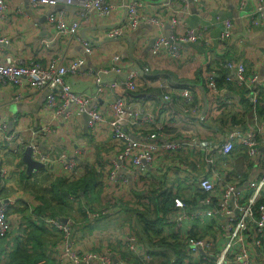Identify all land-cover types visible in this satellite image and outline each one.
<instances>
[{
	"label": "built area",
	"instance_id": "obj_1",
	"mask_svg": "<svg viewBox=\"0 0 264 264\" xmlns=\"http://www.w3.org/2000/svg\"><path fill=\"white\" fill-rule=\"evenodd\" d=\"M18 1H25L30 13L44 15L46 31L52 38L37 45L33 59L23 60L2 53V46L8 42L0 36V90L11 88L14 103L26 101L32 91H46L43 111L50 119L42 121L39 129L28 128L22 132L18 129L20 116L13 120L15 127L0 118V179L6 184L13 173L24 171V165L20 164L21 155L25 148L30 147L31 159L43 165L44 175L66 159V179L75 180L81 174L79 166L75 167L77 162L73 158L54 157L49 151L41 150L37 146V138L47 137L60 118L68 124L84 117L91 135L106 133L117 148L107 162V168L98 164L90 166L98 174L106 172L112 188L108 191L113 199L120 197L121 188L128 186V182L131 183V191H149L147 185L157 190L160 185L169 188L173 210L170 217L160 213V220L154 227L163 236H180L184 263L264 264V203L260 202L264 199V154L259 164L253 162L260 149L264 150V119L261 124L256 119L258 103L264 97V75L248 74L245 66L238 63L235 80L225 78L227 83L233 81L245 89V99L251 105L254 120L243 132L228 130L224 140L219 142L202 141L186 135V126L193 121H203L201 107L195 100L197 92L169 81L180 71L183 52L188 45L216 43L224 48L232 37L234 21L217 17L216 22L223 29L214 41L204 36L200 28L186 24L187 9L192 0H160L157 6L148 4L146 0ZM176 2L180 5L178 9L174 6ZM245 3L241 1L238 8L243 9ZM11 5L9 0H0V32L8 21V14L25 19L29 17L22 6ZM68 7H74L75 12L69 13ZM150 8L158 10L151 12ZM161 11H166L165 18L159 15ZM248 18V23L243 25L246 32L252 27L264 26L262 0H257ZM90 20L100 22L98 24L103 28L100 36L108 41L131 37L142 26L153 27L158 32L150 43L149 51L153 67H161L156 68L162 73L157 79L160 110L152 100L129 102L130 94L141 93L137 79L150 75V67L142 65L137 70L128 67L125 52L112 53L110 59L96 70L88 68L82 72L86 59L94 53V46L91 39H82L78 32L81 25ZM166 25L169 31L164 34L162 30ZM69 41L80 43L81 55L71 57L67 51H61L60 44L66 47ZM80 75L91 79L93 94L79 93L68 83V78ZM110 75L113 79L105 80ZM201 75L202 83L217 105L231 107L232 100L216 80L211 75ZM236 149H242L252 165H259L261 173L249 179L242 172L234 173L237 176L235 181L221 177L215 168L214 156L226 157ZM2 153L13 156L14 162L8 163ZM36 171L39 170L32 173ZM182 173L186 174L184 180L180 178ZM48 176L51 175L46 176L49 179ZM32 178H35V173ZM239 181L242 183L240 186L237 185ZM181 184L189 185L199 193L198 196L182 198L177 191ZM15 204H25V200L17 197L0 202V239L13 235L12 232L18 233L17 226L9 218V211ZM105 209L106 212H96L85 208L84 213L93 221L108 214L109 207ZM30 211L34 222L29 220L28 227L41 225L61 235V249L55 254L59 264H133L122 259L115 262L105 254L83 253L72 240V221ZM199 225L204 228L201 234L194 228ZM126 241L129 252L138 257L139 264H148L150 250L144 246L138 249L132 236ZM8 255L6 252L2 258L6 259Z\"/></svg>",
	"mask_w": 264,
	"mask_h": 264
},
{
	"label": "crops",
	"instance_id": "obj_2",
	"mask_svg": "<svg viewBox=\"0 0 264 264\" xmlns=\"http://www.w3.org/2000/svg\"><path fill=\"white\" fill-rule=\"evenodd\" d=\"M158 1L160 0H146L148 4L153 3L155 6L159 3ZM241 1L246 2L243 9L238 8V4ZM262 1L264 4V0ZM256 3L257 0L190 1V6L187 9L189 15H186L185 22L189 27L200 28L204 36L214 41L219 37L223 27L219 22H216L217 17L230 19L234 21L235 26L232 31V37L224 48H221L216 43L209 46L201 43L188 45L183 52L180 71L169 80L171 84L179 86L181 84L180 80H186V83L188 81L194 82L196 85L201 84L200 76L203 73L216 78L220 86L225 90L227 84L224 83L225 78L228 77L231 80H235V69L238 63L245 66L248 74L255 73L262 77L264 75V26L252 27L247 32L243 27V25L248 23V15ZM9 4H12L11 6L15 4L16 6H22L29 17L27 19L22 16L14 17L12 13L7 15L8 21L2 26L0 32V36L8 42L2 46V53L23 60L33 59L37 45L41 41L51 40L52 38V35H49L46 31L44 15L38 16L36 12L30 13L29 6L25 1L9 0ZM174 6L178 9L180 5L176 2ZM148 10L157 12L158 8H150ZM69 13L73 14L70 11ZM159 15L165 18L166 11H161ZM98 23L100 22L90 20L88 23L82 24L78 32V36L82 39H91L94 46V53L86 59L82 72L88 68L96 70L99 65L105 64L110 59L112 53L119 52L126 53L128 59L126 65L130 68L137 70L142 65L153 66L149 47L152 39L158 33L153 27H140L136 33L128 37L132 43L129 45L125 40H104L100 36L103 28ZM168 31L169 27L166 25L162 33L166 34ZM60 49L61 51H67L71 57H78L82 53L81 45L76 41L67 42L66 47L62 43L60 44ZM149 73L150 75L146 79L145 76L137 79L142 92L135 94L136 96L130 94L129 102L137 103L140 100L142 102H150L152 100L153 105L155 102L160 110L161 104L157 90V79L162 73L155 67H152ZM111 79H113L111 75L105 77V80ZM68 83L79 93L91 95L94 92L93 82L84 75L68 78ZM228 84H230V90H225V93L232 100L233 105L231 107L218 106L214 101V97L205 90L208 111L202 122L193 121L191 125L185 127L186 135H192L202 141L219 142L224 140L228 130L238 129L243 132L247 130L248 126H251L254 114L251 112V108L248 110L247 105L244 104L246 102L245 89L237 86L233 81ZM188 85L191 86V84H186L187 87H189ZM196 90L195 100L202 111L201 93L197 88ZM120 92L125 94L123 91ZM46 95V91H32L26 101L14 103L12 100V89L3 87L0 90V118L6 120L9 126L15 127L13 126V120L16 116H20L18 129L22 132H25L28 128L39 129L42 121L50 119L49 115L43 111ZM261 101L263 102L261 108L257 109L256 113V119L259 124L263 122V116L259 115V110L264 109V97ZM65 122L62 118L58 119V122L54 124L47 137L37 138V146L43 151H49L54 157L63 155L73 158L77 162L75 167L79 166L81 174L75 180L67 181L68 173L64 165L66 163L65 159L52 167V174L50 172L44 175L41 169L34 172L35 178L30 179L34 173L30 175L26 173V165L21 158L20 164L24 165V171L13 173L11 180L6 184L0 179V202L17 197L25 200V204H15L9 211V218L14 226H17L18 233L12 232L13 235L0 239V264H10L9 258L17 246H24L26 253L30 256L40 257L37 264H59L55 254L61 249L60 234L48 231L38 224L36 229H41L43 232L40 235H36L33 231L30 236L33 237V239H30L31 242L28 241V235H24V233H29L35 227H28L29 220L34 222L29 210L35 212L39 210L47 213L50 210L56 211L58 214L65 211L67 205V210L71 212L61 218L73 222L71 237L74 245L83 253L105 254L115 262L117 259H122L133 264H139L138 257L132 255L127 248L128 242L126 238L132 236L138 249L144 246L151 251L148 264H186L183 262L184 247L180 236L168 234L163 237L161 244H157V238L162 237H158L153 229L160 213L164 212L165 204L169 202L171 196L168 193L169 188L160 185L157 190V188L153 189L147 185L150 189L149 191L145 189L131 191V183L128 182V186L121 188L120 197L113 199L108 191L112 188L109 187L106 172L98 174L90 168L91 164H98L107 168V162L117 149L110 140L109 135L106 133L96 136L91 135L85 125L84 117H78L68 124ZM166 124L168 125L167 120ZM263 154L264 150L260 149L253 162L259 164ZM2 155L4 156V153ZM4 157L10 164L15 160L9 154ZM214 161L215 168L220 176L226 177L225 179L231 181L237 179L234 173L242 172L248 179L261 173L259 165H252L245 157L242 149H236L226 157L216 154ZM89 173L95 175L96 184L85 193L80 191L79 199L70 196L66 204H62V206L56 205V203L60 205L58 201L51 200V194H53L52 186L56 182L65 183L63 184V188H65L69 183L79 182ZM47 175H51L48 176L49 179L46 177ZM185 177V173L180 174V178L183 180ZM45 180L47 182H44ZM241 184V181H239L237 185L240 186ZM177 191L184 199H192L199 194L189 185L185 186L183 184L178 187ZM58 207L64 210H58ZM105 207H109V213L97 220L92 221L85 216V208L106 212ZM170 214L171 212L168 216ZM194 228L198 234L204 232V228L201 225L194 226ZM6 252L9 253L8 257L6 259L2 258V255ZM93 264L97 263L94 262Z\"/></svg>",
	"mask_w": 264,
	"mask_h": 264
},
{
	"label": "trees",
	"instance_id": "obj_3",
	"mask_svg": "<svg viewBox=\"0 0 264 264\" xmlns=\"http://www.w3.org/2000/svg\"><path fill=\"white\" fill-rule=\"evenodd\" d=\"M147 77H149V76H146L145 79ZM214 79L216 80V82L218 83L219 87L221 88L220 83L218 82V80L216 78H214ZM175 81H178V80H175ZM180 81H181V84L179 85V87L186 88L187 87L186 84H191V86L188 85L189 86L188 88H191L193 91H197L196 88H195L196 87L195 86L196 84L194 82H189L188 81V83H186V80H184V81L180 80ZM224 83H227V82L225 81ZM201 84L203 85L204 89L207 92V89H206L204 83L201 82ZM229 87H230V84L227 83L225 90H230ZM138 91L139 92H142L141 90H138ZM245 93H246V91H245ZM135 94H133V95L136 96ZM262 103H263L262 101H260L258 103L257 109H260L261 108V104ZM244 104L247 105V109L248 110L251 108V105L249 103L244 102ZM259 115L260 116H263L262 118L264 119V109L259 110ZM94 176L95 175H92L91 173H89L86 177H84L83 179H81L79 182L69 183V185H67L65 188H63V184H65V183L56 182L52 186L53 194H51V196H52L51 197V200L52 201H54V200L55 201H58V203H60V205H58L57 203H56V205L57 206H62V204L63 205L66 204V201L69 199L70 196H73L74 198H78L79 199V197H80L79 196L80 191L83 192V193H85L87 190H91L95 186L96 182H95V177ZM260 202H263L264 203V199H262ZM165 205H166L167 208L166 207L164 208V212L162 214L165 215V216H168V214L173 210V207H172L173 205H172L171 199H169V202H167ZM57 209L58 210L59 209L60 210H64L61 207H58ZM38 211L39 210H37V212ZM39 213H45V214H48L50 216H55V215H51V214H49L47 212H42V211H39ZM55 217H57V216H55ZM58 218H61V217H58ZM157 220H160V219L158 218ZM157 223H158V221H157ZM153 228H154V226H153ZM154 231H155L156 235H158V237H160V236L162 237V238H159V239L157 238V244H159V243L161 244V241H162V239L164 237L162 235V232L161 231H158L156 229H154ZM34 232H35L34 234L40 235V232H43V231L41 229H35ZM29 239H33V237H29ZM29 239H28V241H29ZM149 252H151V251H149ZM176 254H178V252H176ZM29 256L30 255H28L26 253V249L24 248V246L23 247L17 246V248L15 249V251L13 252V254L9 258L10 259V262L9 263L10 264H28L26 260H27V258L30 259ZM36 260L30 259L29 261L32 264H37L36 263Z\"/></svg>",
	"mask_w": 264,
	"mask_h": 264
},
{
	"label": "water",
	"instance_id": "obj_4",
	"mask_svg": "<svg viewBox=\"0 0 264 264\" xmlns=\"http://www.w3.org/2000/svg\"><path fill=\"white\" fill-rule=\"evenodd\" d=\"M68 10L70 12H75V8L74 7H68ZM126 41L129 45H131V40L128 39V38H118V39H113V40H110V41ZM129 51H130V48H129ZM196 88L200 91L201 93V98H202V102H203V108H202V118L205 117V114L207 113L208 111V101H207V97H206V92H205V89L203 87L202 84H198V85H195ZM22 162L26 165V173L27 174H31L33 170H40L43 168V165L32 160L31 159V148L30 147H27L24 149L23 153H22ZM65 220H63L64 222Z\"/></svg>",
	"mask_w": 264,
	"mask_h": 264
},
{
	"label": "rangeland",
	"instance_id": "obj_5",
	"mask_svg": "<svg viewBox=\"0 0 264 264\" xmlns=\"http://www.w3.org/2000/svg\"><path fill=\"white\" fill-rule=\"evenodd\" d=\"M153 67V66H152ZM152 67H150V69L152 68ZM156 68H161L160 66H156ZM173 78V77H172ZM44 182H47V180H45ZM69 185V184H68ZM68 206V205H67ZM67 206L65 207V211H62V212H60V213H56V211H50V210H48V212L51 214V215H55V216H57V217H63V216H65V215H68L71 211L70 210H67ZM30 211V210H29ZM97 211H99V210H96V212ZM38 226H35V227H33L32 228V230L29 232V233H27V232H25L24 233V235H28L27 237H30L31 236V233L33 232V231H35V229L37 228ZM153 229H155V227L153 228ZM10 234V233H9ZM40 234H42V232H40ZM29 242H31V240L29 239ZM30 257V259H33V260H36V263L39 261V258L40 257H38V256H29ZM30 259H28L27 258V263L28 264H32L29 260Z\"/></svg>",
	"mask_w": 264,
	"mask_h": 264
}]
</instances>
